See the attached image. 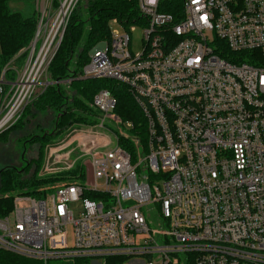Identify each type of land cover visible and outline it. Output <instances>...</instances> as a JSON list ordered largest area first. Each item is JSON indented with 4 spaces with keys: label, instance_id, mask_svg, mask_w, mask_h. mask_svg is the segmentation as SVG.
Segmentation results:
<instances>
[{
    "label": "built area",
    "instance_id": "1",
    "mask_svg": "<svg viewBox=\"0 0 264 264\" xmlns=\"http://www.w3.org/2000/svg\"><path fill=\"white\" fill-rule=\"evenodd\" d=\"M35 1L41 19L25 60L9 67L15 78L0 77V132L51 85L81 0ZM138 7L123 32L109 22L81 74L125 85L137 123L100 89L94 122L73 124L45 150L39 176L64 179L43 197L14 196L0 249L43 264H264V0Z\"/></svg>",
    "mask_w": 264,
    "mask_h": 264
},
{
    "label": "trees",
    "instance_id": "2",
    "mask_svg": "<svg viewBox=\"0 0 264 264\" xmlns=\"http://www.w3.org/2000/svg\"><path fill=\"white\" fill-rule=\"evenodd\" d=\"M20 1L24 2L25 7L18 9L12 6V3ZM84 13L87 15L86 18ZM71 14L65 27L62 44L49 67L51 85L39 91L25 107L20 119L9 126L8 132L0 134L2 140L7 139L5 136L9 135L12 129L22 127L24 121L36 118L35 111L38 110L55 111L54 130L38 137L32 135L30 139L25 140L26 144L29 142L34 144L38 139L46 140L52 133H65L69 126L76 123H93L96 114L90 103L93 102L94 95L103 88L110 89L117 97L116 112L121 118L137 123L139 108L125 85L111 79L81 78V74L82 68L90 60L91 50L98 43L109 39L111 20L118 19L120 23L126 25L139 20L138 0H81ZM40 19V11L35 0H0V77L5 71L7 80L15 78L16 73L9 67L12 64L22 65L27 53L25 49L34 40ZM67 80L70 81L69 85L64 84ZM33 159L23 167L10 165L0 170V217L12 211L15 191L24 196L40 198L52 190L42 188L64 179L62 176H39L43 164V151L38 162H35L36 158ZM0 264H43V261L0 249Z\"/></svg>",
    "mask_w": 264,
    "mask_h": 264
},
{
    "label": "rangeland",
    "instance_id": "3",
    "mask_svg": "<svg viewBox=\"0 0 264 264\" xmlns=\"http://www.w3.org/2000/svg\"><path fill=\"white\" fill-rule=\"evenodd\" d=\"M12 6L18 9H21L25 7V4L24 2L20 1L17 3L15 2L12 3ZM86 17L87 15L84 13V18ZM112 27L115 31H118L120 33L125 30L124 25L120 23L118 19L112 20ZM132 27H134V30H132L131 32V37L133 41L132 48L135 52L141 51L143 48L142 39L144 36V27H142L139 24H136ZM35 115H37L36 118L32 117V118H29L28 121H24V123L22 124V127H18L17 129H12V131L9 132V135L7 134L5 136L7 137V139L3 138L6 140H2V138H0V170L10 165L12 166L14 165L15 167H23L26 165V163L33 161L34 160L33 158H36L37 160H35V162H38L40 153L43 151V157H44V153L48 145L64 137L65 135L64 132L58 133V134L52 133V136L48 137V139L46 140L38 139L37 141L34 142V144L30 142L26 144L25 140L30 139V136L33 135V136L38 137V135L47 134L54 130V126H55L54 123L56 120V115L53 109L52 110L47 109L45 111L38 110V111H35ZM9 128H7L8 130L7 129L1 130L0 134L2 135V133L5 131L8 132ZM25 145H27V148L24 149ZM43 161H44V158H43ZM35 162L33 163V167L35 166ZM82 170L85 172L91 173L88 165L83 166ZM82 170L81 168H76L71 173L72 174L78 173ZM59 182L61 181H57L53 183L52 185H50L49 187H45L42 189H49V188L54 189V187L60 184ZM15 195H21V193L18 191H15L13 193V196ZM79 209H80L79 206H75L76 212H78ZM64 262L65 261L63 260L56 259V260H50L49 264H63Z\"/></svg>",
    "mask_w": 264,
    "mask_h": 264
}]
</instances>
